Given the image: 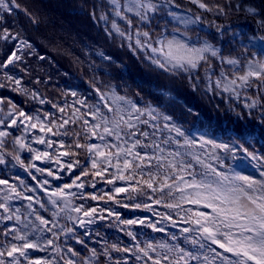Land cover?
Returning <instances> with one entry per match:
<instances>
[{
  "label": "snow or ice",
  "instance_id": "6c2138e0",
  "mask_svg": "<svg viewBox=\"0 0 264 264\" xmlns=\"http://www.w3.org/2000/svg\"><path fill=\"white\" fill-rule=\"evenodd\" d=\"M190 2L208 13H225L223 6L210 4L208 0ZM173 5L175 0H107L109 11L101 12L99 19L106 25V31L111 28L108 35L115 34L126 41L134 53L140 51L155 68L169 74H185L193 89L202 87L205 92L226 93L238 100L242 91L264 89V59L255 55L249 59L243 52L240 58L224 57L208 40L193 39L178 30L168 35L165 34L167 29L162 30L154 40L148 31L131 27L125 30L117 22L124 21L131 26L132 19L128 14L147 22L161 11L181 25L200 22L199 16H177L171 11ZM228 7L251 14L257 12L255 7L242 4H229ZM14 9H20L16 0H0V22H3L4 12L11 14ZM22 10L35 22L26 9ZM90 15L95 18L96 14ZM259 26L264 30V20ZM238 37L239 34L234 38ZM247 39L264 42V36ZM0 40L19 41L0 62V89L9 87L40 105L50 103L38 91L24 87L22 77L16 78L4 71L15 69L17 62L23 60V50L31 49L32 45L21 39L19 33L6 28H0ZM258 47L264 55V43ZM99 55L102 59H110L103 53ZM214 59L218 60V67L213 66ZM96 92L99 101L94 105L82 98L74 101L71 108L67 104L64 107L52 105L60 113L58 118L55 112L42 110L29 114L12 100L0 96V165L6 164L7 155L14 161L13 167L19 165L29 175L34 169L56 180L62 179L61 172L74 177L70 183L51 190L49 179L37 180L35 175L31 178L36 181V187L28 186L19 176L15 182L0 178V225L5 221L13 222L5 225L0 233L11 237L7 242L0 241V264H21V259L27 264H100L101 257L107 258V264H129L130 260L138 264H264V154L244 146L248 144L254 148L253 141L264 139V111L258 122L237 121L232 127L223 128L230 143H217L206 139L205 135L197 136L195 132L186 135L171 116L151 105L140 107L114 89L101 92L97 88ZM70 95L76 97L77 93ZM258 105L264 109V102L245 98V108L254 109ZM69 125H76L80 130L70 129ZM21 128L22 134L10 141L13 152H8L5 143L12 135L9 129L20 131ZM69 136L73 141L67 149H84L86 164L72 159L77 156L76 151L62 150L65 149L64 138ZM52 137L61 139L54 141ZM93 139L99 143H90ZM33 144L43 145L44 150ZM23 152L30 154L27 164L21 158ZM65 157L70 159L65 161ZM225 159L228 164L224 163ZM36 161L54 166L40 167ZM250 168L259 178L242 174ZM100 181L113 188L108 192L100 190L99 194L84 191L86 184L96 189ZM117 181L125 183L117 187ZM38 189L43 191L46 199H41ZM121 193L125 194L124 200L133 201V208H143L151 215L122 219L121 214L107 204L114 201L128 208V203L117 199ZM137 195L146 200L136 203ZM89 199L104 201L105 206L97 204L86 208ZM77 200L83 202L77 204ZM13 201L26 203L16 206L11 203ZM161 207L165 210L161 211ZM41 211L48 213V218L41 215ZM112 217L118 226L143 225L164 233L166 238L140 240L131 227H121L120 231L131 238L129 246L109 245L104 241L100 252L91 248L89 255L84 257L72 247H61V236L65 243L73 240L84 245L85 240L77 234L78 228L85 230L83 236L91 238L93 231L89 226L97 220ZM169 226L178 228V233L168 231ZM30 250L49 255L31 259ZM113 253L128 255L114 259Z\"/></svg>",
  "mask_w": 264,
  "mask_h": 264
},
{
  "label": "trees",
  "instance_id": "16d2710c",
  "mask_svg": "<svg viewBox=\"0 0 264 264\" xmlns=\"http://www.w3.org/2000/svg\"><path fill=\"white\" fill-rule=\"evenodd\" d=\"M16 2L20 5V9H14L11 14L4 12L0 28H6L12 33H19L20 38L27 40L32 48L23 50V60L17 62L15 69L12 71L5 69L4 71L16 78L22 77L24 87L38 91L50 103L40 105L29 97L11 91L9 87L0 89V96L6 100H12L18 108H23L29 114L34 110H42L55 112L58 118L60 113L52 105L64 107L67 104L71 108L73 102L78 98L85 99L89 105L97 104L99 94L96 89L99 88L101 92L114 89L117 94L134 100L140 107L151 105L162 114L171 116L176 124L182 127L186 135L189 132H195L197 136L205 135L206 139H212L217 143H230L229 137L222 132L223 128L232 127L237 121L254 123L262 119L261 111L264 109H261L259 105L257 108L247 109L244 107V102L246 97L264 102V89L251 88L242 91L239 100L235 97H229L226 93L218 95L215 92H205L202 87L193 89L185 74H169L155 68L148 63L140 51L134 53L127 46L126 41L115 34L108 35L111 28L108 27L106 31V25L99 19L101 12L109 11L106 6L107 0H16ZM208 2L220 4L225 8V13L223 15L214 12L208 13L199 9L190 0H175V5L171 6L172 12H175L177 16L192 15L193 18L199 16L200 22L181 25L164 11L150 17L147 22L140 21L133 14H128L129 18L132 19L131 26H128L124 21L118 20L117 22L125 30L131 27L133 30L139 28L141 31H148L154 40L161 34L162 30H168L166 35L178 30L193 39L199 37L201 40H208L220 50L224 57L240 58L243 52L249 59L253 55L264 59V55H261L258 47L264 42L259 40L249 42L247 39V37L252 36H264V30H261L259 26L260 21L264 20V15H261L264 13V0H208ZM229 4L255 7L257 12L251 14L244 10H237L235 7H228ZM22 9H26L27 13H30L35 19V22ZM93 12L96 14L95 18L90 15ZM237 34L239 37L234 38ZM18 43V40H0V62L11 50H14V45ZM99 53H103L105 57H110V59H102ZM40 57H44V59H40ZM212 63L214 67L219 66L218 60L214 59ZM200 75L203 76V73L201 72ZM71 92H76L77 96H71ZM4 110L7 112V106ZM101 110L105 111L103 108ZM81 111L84 109L81 108ZM68 127L77 131L80 130L76 125H69ZM9 131L12 135L6 141L5 148L8 152H13L14 146L10 141L12 138L21 135L23 129L21 128L20 131L9 129ZM34 131L40 134L38 130ZM29 139H31V134H29ZM52 139L59 141L61 138L52 137ZM72 141L71 136L64 138L65 149L62 150L76 151L77 156L72 159H79L82 164H86L87 154L84 149H67V145ZM80 142L84 143V140L80 139ZM89 142L99 143L95 139ZM240 142L244 143L243 141ZM253 143L255 144L254 148L248 144L244 146L248 147L250 151L264 154V139L259 142L253 141ZM33 147L44 150L43 145L33 144ZM29 155L27 152L21 153V158L25 164L30 162ZM69 159L68 157L64 158L65 161ZM5 160L6 164L0 165V178H10L12 182H15L16 176H19L30 187L37 186L36 181L31 178L32 175H35L37 180L49 179L51 182L48 186L49 190L64 183H70L71 179L74 178L61 172L62 179L56 180L53 177H48L46 173H37L34 169L30 170L31 175H29V172L21 166L15 165L13 167L14 161L11 157L6 155ZM36 163L40 167L54 166L42 161H36ZM224 163L228 164L229 161L225 159ZM74 171L78 173L79 169ZM242 174L259 178L258 173L251 168ZM124 183L117 181L115 186L119 187ZM112 188L113 185L100 181L97 183L96 189H92L86 184L84 191L86 193L95 191L99 194L100 190L108 192ZM38 193L42 200L46 199L42 190L38 189ZM27 194L32 195V193ZM124 195L123 193L119 194L117 199L128 203V208L117 205L114 201L107 202L109 207L121 214L122 219L143 218L145 215H151V213L145 212L143 208H133L131 206L133 201L124 200ZM142 199L146 200L145 197L137 195L135 202L139 203ZM82 202L76 201L77 204ZM11 203L21 206L26 202L13 201ZM97 204L101 207L105 206L104 201L89 199L85 207H95ZM164 210L161 207V211ZM41 215H45L46 218L49 216L43 211H41ZM61 222L64 223V221ZM11 223L13 222L5 221L3 225H0V233L4 231L5 225ZM183 226L185 225H181V227ZM121 227H131L137 233V239L140 240L151 237H155L157 240L166 238L164 233L154 232L143 225L118 226V222L112 217L106 220H97L95 224L89 226V229L93 231L91 238L83 236L85 230L78 228L77 234L85 240L84 245L73 240H68L65 243L63 236H61L60 244L61 247H72L80 253L81 257L89 255L88 250L91 248H96L97 252H100L104 241H107L109 245L119 243L121 247L129 246L132 243L131 238L126 235V232L120 231ZM168 231L178 233L179 229L169 226ZM141 233L147 235L143 236ZM10 239V236L0 235V241L7 242ZM152 242L155 243L156 241L153 240ZM169 242L171 243V241ZM181 246L184 245L181 244ZM218 251L222 250L218 249ZM30 252L31 259L49 255V253L33 250ZM125 255L128 254L113 253L114 259H119ZM21 264H27V262L21 259ZM100 264H107V258L101 257ZM129 264H138V262L130 260Z\"/></svg>",
  "mask_w": 264,
  "mask_h": 264
}]
</instances>
